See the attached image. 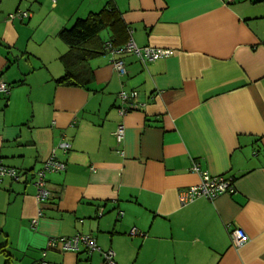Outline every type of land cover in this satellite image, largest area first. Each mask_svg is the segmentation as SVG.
<instances>
[{
  "label": "crops",
  "instance_id": "obj_1",
  "mask_svg": "<svg viewBox=\"0 0 264 264\" xmlns=\"http://www.w3.org/2000/svg\"><path fill=\"white\" fill-rule=\"evenodd\" d=\"M104 7L119 27L101 39L166 54H122L121 76L100 52L84 85L57 84L59 31ZM16 10L29 15L9 19ZM0 80V162L17 171L0 175V264H104L83 244L47 247L77 233L117 264H264V0H0ZM121 89L144 105L120 114ZM51 153L65 169L45 173L38 202ZM193 165L233 177L235 192L181 204L200 180ZM234 227L248 235L241 246Z\"/></svg>",
  "mask_w": 264,
  "mask_h": 264
},
{
  "label": "built area",
  "instance_id": "obj_2",
  "mask_svg": "<svg viewBox=\"0 0 264 264\" xmlns=\"http://www.w3.org/2000/svg\"><path fill=\"white\" fill-rule=\"evenodd\" d=\"M27 11L16 10L8 14L9 19L14 18H26L28 17ZM107 49L110 50V62L118 75L124 76L127 74V69L124 61L121 59L120 55L130 53L135 55L141 61L153 60L157 56L166 54V50L151 47L142 46L139 47L133 39L129 38L125 44L120 47L112 48L110 43L106 45ZM9 86L2 80H0V93H7ZM118 98L120 99L122 106L118 109L120 114H124L128 111L139 109L143 106V103L137 101L138 92L134 89L125 90L121 89L118 92ZM117 141H121L124 136V127L122 124L117 125L114 131ZM66 148V145H63ZM65 169V162L59 160L54 153H51L44 161L41 169L36 173V178L34 184L36 186V199L38 202H42L49 196V191L45 188V173L46 172H58ZM191 170L200 173V180L198 183L189 186L188 188L180 189L178 194V200L181 204L188 203L196 198L204 197L208 199H214L221 193H234L235 183L231 176L227 175H210L206 171H199L197 165H193ZM7 174L12 178L17 177V171L14 167H8L0 162V175ZM40 210L38 215H40ZM37 218L31 219V225H35ZM131 235L140 234L142 232L138 231L136 228L130 229ZM230 237L232 243L235 247L241 246L248 240V235L240 228L234 227L230 231ZM79 244H83L88 252L99 251L103 258L104 264H117L114 260V251L112 249L101 250L97 245L94 237L88 234L77 233L74 236L66 237H53L47 242V247L54 248L57 245L64 250H78ZM42 255H45L43 251ZM36 264H47L43 258H41Z\"/></svg>",
  "mask_w": 264,
  "mask_h": 264
},
{
  "label": "trees",
  "instance_id": "obj_3",
  "mask_svg": "<svg viewBox=\"0 0 264 264\" xmlns=\"http://www.w3.org/2000/svg\"><path fill=\"white\" fill-rule=\"evenodd\" d=\"M118 19L112 7H104L98 12L89 13L84 18H77L71 26L59 31L58 36L67 44L68 50L60 57L65 73L56 80L57 84L84 85L90 80L89 58L100 52L110 51L106 47L107 43H110L112 48L120 47L116 45L113 36L103 40L99 35L109 26L117 29Z\"/></svg>",
  "mask_w": 264,
  "mask_h": 264
}]
</instances>
